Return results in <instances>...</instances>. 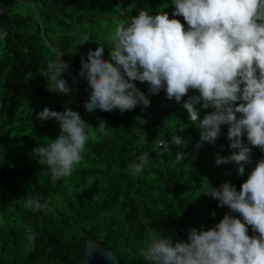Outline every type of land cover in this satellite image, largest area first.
I'll list each match as a JSON object with an SVG mask.
<instances>
[{"label": "trees", "instance_id": "trees-1", "mask_svg": "<svg viewBox=\"0 0 264 264\" xmlns=\"http://www.w3.org/2000/svg\"><path fill=\"white\" fill-rule=\"evenodd\" d=\"M141 9L153 15L166 11L171 18L174 5L171 0H0V29L8 31L0 40V264H77L88 240L112 249L119 264H149L140 256L149 234L186 240L190 227L212 228L230 209L203 190L225 181L239 190L264 159V151L252 147L243 176L235 162L217 165L218 157L239 151L229 146L228 126L222 125L215 143L202 141L203 129L183 107L188 96L177 102L164 90L153 95L146 82L135 81L151 100L146 108L85 109L91 89L78 75L81 57L99 42L110 59L116 26ZM60 58L69 65L63 75L75 90L70 95L50 92L42 75L49 60ZM45 107L78 111L94 132L102 119L108 124L109 134L91 136L72 175L55 183L33 152L59 135L55 119H37ZM197 107L202 120L210 109ZM174 135L184 143L175 144ZM161 140L167 150L158 147ZM178 152L184 154L180 162ZM143 153L148 166L131 174L129 163ZM29 197L46 200L50 210H25ZM249 235H255L251 226Z\"/></svg>", "mask_w": 264, "mask_h": 264}, {"label": "clouds", "instance_id": "clouds-1", "mask_svg": "<svg viewBox=\"0 0 264 264\" xmlns=\"http://www.w3.org/2000/svg\"><path fill=\"white\" fill-rule=\"evenodd\" d=\"M171 4V18L166 11L153 15L141 9L118 24L111 37L110 59L104 58L105 45L99 42L81 57L78 75L91 89L84 107L92 113L148 107L151 100L135 81L146 82L153 95L164 90L169 100L179 102L188 96L183 107L203 129L202 141L215 143L222 125L228 126L229 146L239 151L218 157L216 164L235 162L238 175L243 176L252 162V147L264 151V0H171ZM177 17H183V22ZM7 36V29H0V40ZM68 70L61 58L47 62L42 75L50 92L70 95L75 91L64 78ZM190 90L194 94L188 95ZM197 106L210 109L202 120ZM37 119H55L59 124L57 137L33 149L53 183L72 175L91 136L109 134L105 120L94 132L70 107L62 112L45 107ZM173 142L184 143L178 135ZM158 147L167 150V142L159 141ZM183 156L178 152L176 161ZM148 164V153H143L128 168L140 175ZM203 192L230 212L212 228L190 227L186 240L149 234L140 249L143 260L149 264H264V159L256 162L239 190L225 181ZM23 207L50 210L40 197L27 198ZM249 226L255 235H249ZM27 238L35 239L30 229Z\"/></svg>", "mask_w": 264, "mask_h": 264}, {"label": "water", "instance_id": "water-1", "mask_svg": "<svg viewBox=\"0 0 264 264\" xmlns=\"http://www.w3.org/2000/svg\"><path fill=\"white\" fill-rule=\"evenodd\" d=\"M77 264H119V261L112 249L104 247L95 240H88Z\"/></svg>", "mask_w": 264, "mask_h": 264}, {"label": "rangeland", "instance_id": "rangeland-1", "mask_svg": "<svg viewBox=\"0 0 264 264\" xmlns=\"http://www.w3.org/2000/svg\"><path fill=\"white\" fill-rule=\"evenodd\" d=\"M60 133V129H58V134Z\"/></svg>", "mask_w": 264, "mask_h": 264}]
</instances>
